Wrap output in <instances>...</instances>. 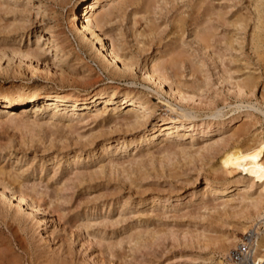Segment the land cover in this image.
<instances>
[{"label":"rangeland","instance_id":"obj_1","mask_svg":"<svg viewBox=\"0 0 264 264\" xmlns=\"http://www.w3.org/2000/svg\"><path fill=\"white\" fill-rule=\"evenodd\" d=\"M89 1L0 0V95L37 96L0 101V264L252 262L261 186L221 160L264 138V0H103L94 33Z\"/></svg>","mask_w":264,"mask_h":264},{"label":"bare ground","instance_id":"obj_2","mask_svg":"<svg viewBox=\"0 0 264 264\" xmlns=\"http://www.w3.org/2000/svg\"><path fill=\"white\" fill-rule=\"evenodd\" d=\"M101 2H103V0H92V1H89L87 6L85 5L86 7L83 9L82 25L80 27L81 30H83V31L91 30V32L94 33L93 27L101 25V23L104 21L103 14L99 15V8H100ZM106 16H107V14H106ZM113 49H114V47H113ZM115 50L116 49L109 50V53L113 59H116L119 57L118 53L115 52ZM118 60H119V58H118ZM153 71H155V70H152V73H156ZM153 75H155V74H153ZM250 81L252 82V80H250ZM250 81H248L247 86L248 87H250V86L253 87V85L255 86V83L252 84ZM87 94L88 93H86V94H82V93H78V94L55 93V94L46 95L45 97H47L48 99H51L55 103V106H54L55 110L52 112L51 117H54L58 114L59 109H60V105L64 104V103H68V102L72 103L73 102L72 104H73V107L75 110L77 107L78 101H85L88 98ZM116 94H117L116 90L115 91L113 90L110 93H108V96L106 97V103L113 102ZM94 95H102V94L101 93H95ZM36 97L37 96L35 94H28V95L19 94V95H17V97H10L8 95H0V101H3L5 106H10L12 104L25 103V102L27 103V101L34 100ZM238 108H241V106L236 107V109H238ZM132 109L135 110V112H138V109H135L134 107ZM255 109L262 112V114L264 116V109L261 106L255 107V105H254V110ZM218 113H221L219 109L212 111L211 115H217ZM186 114H188V113H186ZM184 115H185V113H184ZM190 116H192V115L190 114ZM235 117H232V118H235ZM175 127H176V125H175ZM173 133H174V130H171V128H169V130L164 133V135H165L164 139H170L174 135ZM188 133L189 132H187V131L183 132L181 134V136L184 137ZM143 141H144V139H142V142ZM108 148H110V146H107L105 149L104 148L103 149H104V151H107ZM221 162H222L221 165L225 168L227 173L232 174L236 171L242 170L243 172H245L247 174V176H248L247 180L248 181L244 185L242 184L244 186L243 188H242V186L236 187L238 192L240 190L242 191V189H246V188L250 189L255 185L261 186L259 196L256 197V196L250 195L249 194L250 192L246 193V191H245V193L248 195L243 197V198H244V200L249 198L248 200H250L249 201L250 206L255 208V212H256L255 217L257 219H260V221H262L264 223V138L256 137L254 139V143L252 145H250L249 147L246 146L243 148V146L242 147L236 146V147H230V148L226 149L224 154H223ZM209 188H210V185L208 183L206 185V189H207L206 191H208ZM227 189H228V187L226 185L221 184V186L219 188V192H225ZM18 195H20V193H18ZM23 195H24V193H23ZM24 196H22V193L20 196H18V198H19L18 201H20V203L24 200V198H25ZM244 229L246 230V227H244ZM255 246L256 247L254 249V252H252V257H251V258H253V261L251 262L248 258L249 256L246 255L244 263L246 262L247 264H264V237L261 238V240L258 241ZM247 259H248V261H246Z\"/></svg>","mask_w":264,"mask_h":264},{"label":"built area","instance_id":"obj_3","mask_svg":"<svg viewBox=\"0 0 264 264\" xmlns=\"http://www.w3.org/2000/svg\"><path fill=\"white\" fill-rule=\"evenodd\" d=\"M251 248L250 243L242 242L238 245V247L233 251L232 256H231V261L228 264H241L238 263L237 261H242L243 264H247L246 262L244 263L245 259V254L246 252L249 251ZM248 261V259L246 260Z\"/></svg>","mask_w":264,"mask_h":264}]
</instances>
